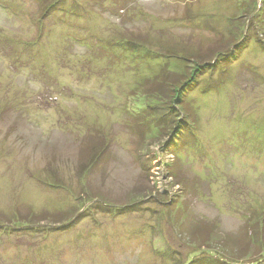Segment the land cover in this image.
<instances>
[{
  "label": "rangeland",
  "instance_id": "rangeland-1",
  "mask_svg": "<svg viewBox=\"0 0 264 264\" xmlns=\"http://www.w3.org/2000/svg\"><path fill=\"white\" fill-rule=\"evenodd\" d=\"M255 9L0 0V264H264ZM193 75L191 115L174 117Z\"/></svg>",
  "mask_w": 264,
  "mask_h": 264
},
{
  "label": "trees",
  "instance_id": "trees-1",
  "mask_svg": "<svg viewBox=\"0 0 264 264\" xmlns=\"http://www.w3.org/2000/svg\"><path fill=\"white\" fill-rule=\"evenodd\" d=\"M57 7H62V6H57ZM57 7L56 8H49L47 10V13H46L47 17H48V15H51L53 13L52 12L53 9L56 10V11L58 9L63 10L62 8H57ZM256 10L257 9H255L254 12H252L251 14H248V12H247V15H246V18H245V19H247V18L249 19L251 17L252 24H253V22H256L254 20L257 17H261V18L264 17V9H263V11L261 10V12H258V13L256 12ZM256 20H259V19H256ZM257 22L260 24V28L262 26L261 34L264 35V20H263V23L262 22L260 23V21H257ZM253 27H254V25H253ZM128 43L130 44L129 47H128V48H131L130 50H136L137 51L139 49L138 46H137L138 44H136L134 42H128ZM234 44H233V46H234ZM244 50H245V48L243 47V45L242 46L236 45L234 47V50L232 51V53H230V55H233V58L235 59ZM219 55L220 54H218V56ZM219 58H217L215 60L216 64L220 63L222 60L224 61V58H222V59H219ZM197 83H198V81L196 80V76L193 75L188 83L183 84L182 87H180V89L178 91H176V97L174 98V100L172 99V102H171L172 103L171 111H172V115H174V117L179 116L180 113H182L185 116L186 115L187 116L191 115V113L188 112L189 109L186 107V99L188 97L189 91L192 90L193 88L197 87ZM176 122L177 121L175 120L174 124H173L174 126L172 127V129L168 130L169 134L171 132L170 135L173 136L172 140H170V142L168 143V147L170 146V148H172V149H170V151L173 154V156H175V154H179L178 150L174 149V147H179L178 142L181 140L180 142L182 143V146H183V145L186 144V141H187V138H186L187 137V132L184 131L185 130V127H184L185 123H182V122L179 121V123L177 125ZM169 134H168V136H170Z\"/></svg>",
  "mask_w": 264,
  "mask_h": 264
}]
</instances>
